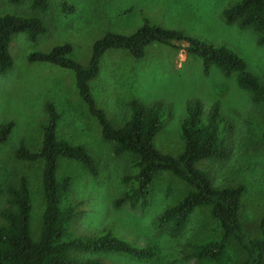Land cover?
<instances>
[{"label":"rangeland","instance_id":"1","mask_svg":"<svg viewBox=\"0 0 264 264\" xmlns=\"http://www.w3.org/2000/svg\"><path fill=\"white\" fill-rule=\"evenodd\" d=\"M232 1L47 0L48 9L38 13L30 7L31 0L18 4L0 0V15H36L46 27L33 41L24 33L12 35L8 44L12 66L0 74V124L13 123L0 144V209L5 187L15 185L19 176H24L31 198L30 231L37 233L42 209L41 161L20 160L14 150L19 143L31 150L37 148L41 140L39 123L46 120L45 105L50 103L59 116L56 135L82 144L96 163L93 175L75 160H57L56 176L70 177L69 199L76 209L69 230L85 234L104 228L154 249L153 256L146 259L113 251L92 255L109 264H205L186 256V244L201 242L218 232L207 208L194 207L176 232L159 227L157 216L187 188L166 171L155 174L143 206L132 208L123 203L115 207L114 199L127 186L120 178L127 172L129 154L114 155L110 143L101 138L97 121L76 92L72 70L46 62H28L26 56L69 43L68 56L84 63L93 40L104 32L127 34L147 21L229 48L244 60L248 72L262 80L264 44L256 42L252 30L227 24L222 17L223 8ZM89 86L96 105L115 124L129 115L128 102L132 99L169 103L170 116L153 139L157 150L169 154L181 150L179 124L186 100L196 99L204 107L217 104L231 124L228 151L222 159L202 160L197 166L207 168L216 185H243L239 220L247 235L258 234V221L264 211V106L253 103L250 92L238 86L236 72L225 76L212 65L205 73L200 57L187 54L183 48L150 43L138 58L123 49L105 51ZM227 250L233 264L244 256L233 240H229Z\"/></svg>","mask_w":264,"mask_h":264},{"label":"trees","instance_id":"2","mask_svg":"<svg viewBox=\"0 0 264 264\" xmlns=\"http://www.w3.org/2000/svg\"><path fill=\"white\" fill-rule=\"evenodd\" d=\"M7 2L18 4L21 0ZM62 6H65L64 3ZM30 7L44 13L48 3L47 0H31ZM222 17L227 24L252 30L256 34V42L264 44V0H233L223 8ZM45 29L44 22L36 15L1 14L0 74L12 66L8 49L12 35L24 33L28 40L33 41ZM150 43L183 48L187 54L200 57L205 73L212 65L225 76L236 72L238 86L250 92L253 103L264 106V79L259 80L248 72L244 60L235 52L181 30L147 21L127 34L104 32L93 40L84 63L68 56L71 51L69 43L53 46L47 52H31L26 59L28 62H46L72 70L76 92L89 115L97 121L101 138L110 143L114 155L129 154L127 172L120 178L127 186L114 199L115 207L123 203L132 208L143 206L155 174L166 171L183 181L187 188L173 204L160 212L158 226H166L169 231L176 232L196 206H205L217 224L215 235L195 244H186L188 258L193 257L205 264H233L227 250L229 240H233L244 252L243 258L236 264H263L264 211L258 221V234L247 235L238 214L243 185H216L209 170L197 166L202 160L222 159L228 151L231 124L221 114L217 104L204 107L196 99L186 100L184 116L179 124L182 146L176 154L160 152L153 142L165 119L170 116L169 103L160 99L147 103L132 99L128 102L129 115L117 124L111 122L96 105L89 81L98 72L101 55L110 49H123L138 58ZM45 109L47 118L39 123L41 140L37 148L31 150L19 143L14 150V156L20 160L41 161L42 209L38 231L36 234L30 231V189L26 178L19 176L15 185L5 187L4 205L0 209V264H109L92 255L103 251L119 252L137 259L151 258L154 254L152 247L140 246L108 229L85 234L69 230L76 209L69 199L70 177L56 176L57 160H75L93 175L96 163L82 144L70 143L56 135L59 116L50 103L45 105ZM12 124L11 121L0 124V144L6 140ZM261 139L264 141V131L261 132Z\"/></svg>","mask_w":264,"mask_h":264}]
</instances>
